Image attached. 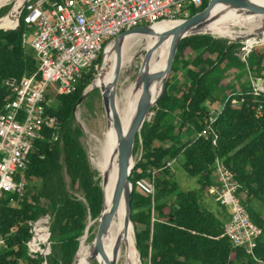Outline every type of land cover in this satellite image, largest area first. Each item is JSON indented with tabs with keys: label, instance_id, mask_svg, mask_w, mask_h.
I'll use <instances>...</instances> for the list:
<instances>
[{
	"label": "trees",
	"instance_id": "1",
	"mask_svg": "<svg viewBox=\"0 0 264 264\" xmlns=\"http://www.w3.org/2000/svg\"><path fill=\"white\" fill-rule=\"evenodd\" d=\"M207 5L208 0H202L191 16ZM11 9V5L3 7L0 18ZM24 16L25 12L19 29H0V114L15 100L22 78L38 70L35 51L25 40L33 29H28ZM242 47L240 42L229 44L210 34L191 35L179 44L171 76H182L183 82L168 79L161 100L152 109L155 116L145 122L134 147L135 155L140 149L142 154L132 170L133 184L146 177L155 187L154 195L135 186L131 194V218L142 264H264V214L255 207L264 208V91L256 92L252 84V79L259 80L264 87V43L253 46L245 61L250 76L245 88L220 99L214 97L215 88L209 83L215 71ZM102 60L103 53L71 93L61 95L48 87L45 108L57 123L45 125L28 155V168L17 174L18 180L22 177L27 183L23 196L19 192L0 196L4 241L0 264H74L88 220L100 217L102 180L89 163L74 109L96 78ZM217 103L220 108L212 114L210 105ZM204 132L205 136H199ZM174 160L182 162L190 177L199 179L200 189H180L173 167H167ZM219 163L233 176L236 195L261 229L252 253L234 246L227 236L228 208L218 201L222 210L213 212L201 199L202 194H211ZM46 214L50 216L51 252L45 258L31 259L28 222Z\"/></svg>",
	"mask_w": 264,
	"mask_h": 264
},
{
	"label": "built area",
	"instance_id": "2",
	"mask_svg": "<svg viewBox=\"0 0 264 264\" xmlns=\"http://www.w3.org/2000/svg\"><path fill=\"white\" fill-rule=\"evenodd\" d=\"M201 4L202 0H29L21 15L25 12L24 22L33 29L27 32L31 40L27 42L26 34L25 40L35 51L38 70L22 78L15 100L0 114V196L4 192L23 196L27 183L22 177L18 180L17 174L28 168V155L34 142L42 137L45 125L57 123L45 108L49 86L61 95L71 93L82 74L118 35L139 26L182 22ZM252 48L253 45L242 47L244 61ZM252 84L256 92L264 91L261 81L252 79ZM202 135L205 132L199 136ZM175 162H168L167 167L172 168ZM215 176L211 194L230 212L225 232L234 246L252 253L261 229L236 195V182L223 164H218ZM134 186L140 192L155 194L149 178L137 179ZM28 227L32 235L27 243L28 256L47 257L51 252L50 216L30 220ZM3 245L0 237V247Z\"/></svg>",
	"mask_w": 264,
	"mask_h": 264
},
{
	"label": "bare ground",
	"instance_id": "3",
	"mask_svg": "<svg viewBox=\"0 0 264 264\" xmlns=\"http://www.w3.org/2000/svg\"><path fill=\"white\" fill-rule=\"evenodd\" d=\"M10 1L0 0V10ZM250 1L264 5V0ZM24 2L25 0H19L13 10L0 19V28H9L18 24V14ZM211 14L214 19L209 24L201 29L190 30L189 33H209L231 41L246 38L250 44L255 43L260 36L264 38V15H250L243 10H232L226 5H217ZM177 24L178 22L159 23L152 27L151 34H131L123 37L119 44H111L95 81L87 90L90 92L99 87L106 92L104 107L108 128L101 129L100 134L86 131L89 138L91 165L99 171L101 178L108 173V183L104 187L105 208L102 216H107L112 206L119 173L118 145L132 124L142 94L143 85L140 77L147 73L165 71L172 36L164 38L163 42L158 44V34L170 30ZM235 26L245 29L236 31ZM132 37L134 38L123 46ZM136 45H144L142 52L136 53ZM144 52L145 55L147 52L151 53L147 60ZM137 55L141 57L142 63L136 80L130 75L122 79L125 69L129 71L132 69ZM162 85L163 79L152 84L150 92L153 99L160 94ZM126 220V202L123 197L110 218L100 246H97L95 238L101 219L93 242L87 244V237L82 239L74 264H92L95 259H98L100 264H140L136 251L135 229L131 224L126 227ZM92 225L93 222H90L89 229Z\"/></svg>",
	"mask_w": 264,
	"mask_h": 264
},
{
	"label": "water",
	"instance_id": "4",
	"mask_svg": "<svg viewBox=\"0 0 264 264\" xmlns=\"http://www.w3.org/2000/svg\"><path fill=\"white\" fill-rule=\"evenodd\" d=\"M28 1L29 0H25L22 7L20 8V11L18 14V19H17L18 24L16 26H13V27L0 28V29H19L21 27V24H20L21 12L23 11V9H24V7ZM217 5H226L227 7H229L232 10H243V11H246L247 13H249L250 15H264V5L255 4V3L251 2L250 0H208V5L203 11L191 16L190 18H188L182 22H178V24L175 25L170 30H167L165 32L158 34L159 35L158 44H161L163 42L164 38L172 36V42H171L169 54H168L167 61H166V69H165V71H163L161 73H147V74H144L142 77H140V81L142 82V85H143V90H142V94H141L139 101H138V104H137V108H136V112H135L132 124H131L128 132L126 133V135H124L120 139V142L118 145L119 173H118L117 184H116L115 191H114L112 206H111L110 212L107 216H102V213H103V210L105 208L104 187L108 183V173H105L103 178H102L101 186H102V190H103V194H104V202H103L102 212L100 215L101 221H100L99 229H98V232H97V235L95 238V241H96V244L98 247L100 246V242L102 240V237H103L104 233L106 232L110 218L113 215V213L116 211V209L118 208L123 197H124L125 202H126V213H127L126 227H128V225L131 224L133 226V228L135 229L134 222L131 218V215H132L131 194H132L133 188H134V184L131 180V174H132V170L135 166V164H134V147H135L136 139L140 137L141 130H142L145 122H149V118H150V115L152 113L153 107H155L158 104V102L161 100V98L165 92L166 83L169 79L171 69H172V66H173V63H174V60H175V57H176V54L178 51V47H179L181 40L188 37V36H191V35L209 34V33H202V32L189 33V31L193 30V29H195V30L201 29L203 26L209 24L214 19V16H212L211 13L215 9V7H217ZM152 27L153 26H139V27H135V28L130 29V30H126L114 39V43L119 44L123 37L129 36L131 34H144V33L151 34L152 33ZM210 35H212V34H210ZM213 37H215V36H213ZM230 43H233V40L232 41L230 40L229 44ZM150 55H151V53L147 52L145 55V60H147L150 57ZM105 56H106V52L103 53V60H104ZM103 60H102V64H103ZM95 79L93 80V82L95 81ZM159 79H163V85L161 88V92L155 99H153L151 96L150 88H151L152 84ZM89 86L86 88V90L82 94V97L80 98L79 102L75 106L74 114H75L76 107L87 96V94H88L87 90H88ZM95 89H98L100 91L103 102H105L106 101L105 90L102 88H99V87H97ZM81 129H82L83 133H85L84 129L83 128H81ZM88 232H89V225L86 228L84 237L87 236ZM135 242H136V234H135ZM136 251H137L138 257H139V263L142 264L141 256L138 252L137 246H136ZM77 253H78V251H77ZM108 264H110V263H108Z\"/></svg>",
	"mask_w": 264,
	"mask_h": 264
},
{
	"label": "rangeland",
	"instance_id": "5",
	"mask_svg": "<svg viewBox=\"0 0 264 264\" xmlns=\"http://www.w3.org/2000/svg\"><path fill=\"white\" fill-rule=\"evenodd\" d=\"M18 1L19 0H11L7 5L4 6V8L6 6L11 5L12 6V9L10 10V12H11ZM6 12L5 11L2 12L1 15L2 16L5 15ZM234 29L236 31H238V30L245 29V28H240L239 26H235ZM213 36H215V35H213ZM215 38L226 39V40L230 41V39H227V38H222V37H217V36H215ZM259 38H257L256 42L254 44H252L253 46L264 43V38L262 36H260ZM26 39H27V42H29L31 40L30 35H28L27 33H26ZM247 41L248 40L245 38V39H238V40H235L233 42H240L243 46L247 47V45H248ZM27 48H30V47L27 46ZM143 48H144V45H136V49H135L136 53L142 52ZM244 53H245L244 50L242 48H240L239 50H237V54L229 61V63L227 65H225V66L221 67L220 69H218L217 71H215V73L213 74V76L209 82L210 85L214 86V88H215L214 89V97L223 99L224 97H226L229 94L239 92L240 90L245 88L246 85H248V82H250L249 81L250 76L248 75L249 67H248L247 63L243 60ZM144 55H145V52H144ZM141 63H142L141 57L137 55L132 69L130 71L128 69H125V72L122 75V79H124L128 75H130L133 80H136V78L139 74V68L141 66ZM100 68H99V70H100ZM98 73H99V71H98ZM169 78L171 79V81H175L177 79L180 83L183 82L182 76H180V77L175 76L174 77V76H171V73H170ZM97 90L98 89H94L90 92H87L88 93L87 96L76 107L75 114H74L75 123L77 125H79L80 128H83L85 131L84 136L82 138V142H83V144L87 150L88 157H89V163H90L89 138H88V135L86 134V131H88L89 133L100 134L101 129H105V127L108 128L107 115L105 113V107H104L105 104L103 102L101 93L97 94ZM210 108H211L210 112L212 114H214L220 108L219 103L214 104V105L211 104ZM155 113H156L155 111H152L150 118H149L150 122L153 120ZM141 154H142V149H140L136 153V155L134 154V164L136 163L137 159L141 158ZM181 164H182L181 161L175 162L173 164L174 180L178 183L180 189L182 191L200 189L199 179L190 177L184 171ZM90 165H91V163H90ZM91 168L98 173L99 176H97V178L102 180L99 171L96 168H94L92 165H91ZM211 196H212V194L204 193L201 195V199L203 201V200L209 199V197H211ZM214 197L217 198L216 196H214ZM244 197H245V195H244ZM215 198H211V199L214 200ZM216 201H218V200H216ZM216 201L214 200V202H208L209 206L207 205V207L209 210L216 212V210L218 209L217 208L218 203ZM255 207L260 212H263L262 214H264V208L263 207H261L260 205H257V204H255ZM90 219L88 220L89 221L88 225L90 224V222H93V225L89 229V232L86 236L87 237V240H86L87 244L92 243L94 238H95L97 228L99 225L100 217L98 219H95V220H90ZM83 238H84V236L81 238L80 244H81V241ZM94 261H97L99 263L98 259L97 260L95 259Z\"/></svg>",
	"mask_w": 264,
	"mask_h": 264
},
{
	"label": "crops",
	"instance_id": "6",
	"mask_svg": "<svg viewBox=\"0 0 264 264\" xmlns=\"http://www.w3.org/2000/svg\"><path fill=\"white\" fill-rule=\"evenodd\" d=\"M29 45H30V43H28ZM211 198H215V197H213V196H211V197H209V199H206V200H204V202H205V204L206 205H208L209 203L208 202H214V200L216 201L217 200V198H215L214 200H212ZM217 203H218V201H216ZM209 206V205H208ZM218 209L216 210V212H219V211H221L222 209L220 208V206H219V204H218V207H217ZM230 220V217L228 218V219H225L224 221H225V224L228 222Z\"/></svg>",
	"mask_w": 264,
	"mask_h": 264
}]
</instances>
